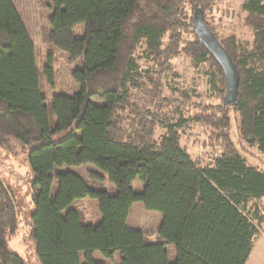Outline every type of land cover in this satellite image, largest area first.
<instances>
[{
	"label": "trees",
	"instance_id": "trees-1",
	"mask_svg": "<svg viewBox=\"0 0 264 264\" xmlns=\"http://www.w3.org/2000/svg\"><path fill=\"white\" fill-rule=\"evenodd\" d=\"M51 2L48 42L80 60L73 76L82 85L73 96H54L55 124L35 45L13 1L0 0V146L16 141L29 150L34 211L28 239L40 264H81L82 257L101 264L95 253L109 260L119 254L121 264H245L264 227V170L242 153L264 155V0H240L252 47L208 23L212 0ZM201 21L237 66L236 105L223 104L224 74L197 36ZM78 25L84 37L75 35ZM176 58L203 79L220 101L216 108L187 116L196 91L178 88L186 76L173 66ZM195 122L212 127L222 142L211 164L195 160L182 143ZM232 125L244 143L240 149ZM69 129L80 135L55 141ZM87 164L99 170L90 172V182L58 171ZM137 178L145 184L142 193L133 189ZM85 198L98 201L99 224H85L74 206ZM135 203L161 214L156 241L127 227ZM18 224L14 197L0 180V264H26L9 245ZM167 245L176 249L173 259Z\"/></svg>",
	"mask_w": 264,
	"mask_h": 264
},
{
	"label": "rangeland",
	"instance_id": "rangeland-1",
	"mask_svg": "<svg viewBox=\"0 0 264 264\" xmlns=\"http://www.w3.org/2000/svg\"><path fill=\"white\" fill-rule=\"evenodd\" d=\"M36 49V61L39 71V81L41 91L46 97V105L52 110V99L55 95L73 96L80 93L82 85L74 79V72L80 67V60H72L70 55L57 50L48 42L50 31L49 16L52 14L51 0H12ZM208 23L217 31L220 36H235L240 42L247 43L250 47L254 44V36L252 30L246 25V15L241 9L240 0H212L210 9L207 11ZM77 37L81 38L85 35L83 25H78L74 29ZM187 38L192 39L190 35ZM173 66L180 74H183L181 82L177 85L181 91L186 88L196 91L195 99L189 103L193 106L187 107V116L192 119L196 115L203 112V106L206 108H216L220 101L211 96L209 89L203 85V79L194 77L196 74L189 69L190 65L185 62L173 60ZM48 69L52 70V74L48 73ZM194 75V76H192ZM192 80L194 82H192ZM158 81V78H155ZM136 94L132 89V94ZM144 94L143 90L139 92ZM177 97L180 92H175ZM193 94V92H192ZM135 96V95H134ZM136 95L135 97H137ZM138 98V97H137ZM205 108V109H206ZM207 113V111H206ZM208 114V113H207ZM233 117L232 113H230ZM51 121L56 123V117L51 111ZM191 128L186 131L182 138V143L187 146L191 156L204 165L211 164L212 160L220 154L221 140L217 138V134L212 127H207L202 123L195 122L191 124ZM230 135L232 141L237 148L243 147L244 143L237 135L236 127L232 125ZM80 135L79 131L69 129L59 134L55 141H60L71 133ZM157 136L160 131H157ZM246 148V146L244 147ZM23 147L18 145L16 141H11L8 146H0V180L11 191L14 197L18 213V232L10 238V248L13 252L23 258L26 264H40L35 254V248L28 239L30 227L28 219L34 211L32 202V186L31 181L34 178L33 171L28 162L27 153ZM248 161L264 170V155L258 153L255 149L242 150ZM59 172H73L91 181L90 172L99 171L94 165L87 164L78 167L63 166ZM106 185L110 194L116 193L115 186L106 177ZM133 189L137 193L144 191L145 184L137 178L133 183ZM57 183L53 188L56 192ZM85 217V224H99L102 215L100 213L98 201L85 198L74 205ZM264 210V203H262ZM264 212V211H263ZM162 223V216L156 211L145 209L142 203H135L131 209L130 216L127 221V227L132 230H141L147 236L148 241L154 242L158 238V231ZM264 232V227H263ZM173 259L176 256V249L172 245L166 246ZM95 262L101 264H121V257L116 254L113 260L106 259L101 253H95L93 256ZM84 257L81 258V264H85Z\"/></svg>",
	"mask_w": 264,
	"mask_h": 264
},
{
	"label": "water",
	"instance_id": "water-1",
	"mask_svg": "<svg viewBox=\"0 0 264 264\" xmlns=\"http://www.w3.org/2000/svg\"><path fill=\"white\" fill-rule=\"evenodd\" d=\"M196 33L201 44L222 68L225 80L224 106L230 107L236 105L238 103L240 84V76L237 66L234 64L220 42L216 39L213 32L210 31L202 21L199 24L197 23Z\"/></svg>",
	"mask_w": 264,
	"mask_h": 264
},
{
	"label": "crops",
	"instance_id": "crops-1",
	"mask_svg": "<svg viewBox=\"0 0 264 264\" xmlns=\"http://www.w3.org/2000/svg\"><path fill=\"white\" fill-rule=\"evenodd\" d=\"M245 264H264V232L255 240L251 254Z\"/></svg>",
	"mask_w": 264,
	"mask_h": 264
}]
</instances>
